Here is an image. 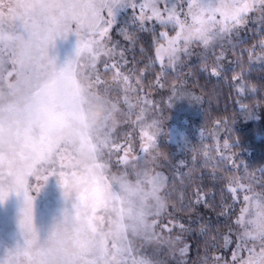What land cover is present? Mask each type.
<instances>
[{"label":"snow or ice","instance_id":"obj_1","mask_svg":"<svg viewBox=\"0 0 264 264\" xmlns=\"http://www.w3.org/2000/svg\"><path fill=\"white\" fill-rule=\"evenodd\" d=\"M118 7L133 10L139 7L140 15H133L132 23L141 28L145 27V20L155 19L162 27L171 25L176 30V35L171 38L165 32L160 33L167 41V47L161 44L157 50L161 63L162 53L174 56L181 43L187 51L193 41L207 45L212 40L227 39L233 30L255 22L250 13L259 12V21L264 25V0H218L214 7L205 6L202 0H186V11L171 0H144L141 3L137 0H0V82L5 73L15 75L14 83L0 87V203L13 192L17 196L23 194L20 228L25 237V246L9 252L4 264H156L154 259L140 253L132 240L126 239L123 245H112L113 251L109 253L106 247L88 238L85 224L90 226L91 219L87 212L94 213L111 199H119L118 192H108L101 184L106 165L96 162V144L82 137L81 149L91 154L92 165L80 170L82 161L75 156L70 166L80 171H72L70 179L66 178L63 156L60 170L55 169L56 156L63 149L58 147V133L71 115L72 106V101L63 96V89L72 79L82 53H88L95 67L98 49L102 46L100 38L107 35L117 20ZM145 9H150L151 16L145 15ZM205 16L209 23L205 22ZM69 34L77 37L76 58L58 68L49 49L55 47L58 38L66 39ZM124 79L126 81L127 77ZM58 101L64 104V112L56 111ZM144 135L148 141L154 139V135ZM102 146L117 150L121 147L111 138L110 131ZM124 153L121 159L128 164V149ZM37 164L51 165L44 180L58 176L65 198L73 189L76 195L75 220H70L65 213L64 222L55 227L43 244L34 228V197L29 195L28 178L34 174ZM137 167L140 165L133 163L125 171ZM159 180L154 176L151 181L157 190ZM260 188L257 195L264 191V184ZM40 190L41 186L34 189L36 193ZM251 199L245 194V206L236 220L239 229L236 250L247 252V256L239 257L237 264H264V201L256 202L255 216L248 218L247 205ZM233 259L237 260L236 252Z\"/></svg>","mask_w":264,"mask_h":264},{"label":"rangeland","instance_id":"obj_2","mask_svg":"<svg viewBox=\"0 0 264 264\" xmlns=\"http://www.w3.org/2000/svg\"><path fill=\"white\" fill-rule=\"evenodd\" d=\"M137 2L141 3L144 0H137ZM171 2L183 7L184 11L187 10L186 0H171ZM202 2L208 7L218 5V0H202ZM160 8L163 9L164 4L160 5ZM135 11L139 16V7ZM123 12L124 8L116 9L117 20L107 35L100 38L102 46L98 51H102L104 46L109 43L112 31L118 26V18ZM104 15L106 16V13ZM145 15H151L150 9H145ZM259 15V12L250 13L249 16L255 22H248L240 26L238 30H233L232 35L227 39L212 40L207 45L193 41L188 45L187 51L183 50L181 43L180 50L171 57L167 53H162L163 63L158 59L159 71L155 76L161 81L159 80L158 87L157 83L153 84L154 87H157L152 91L154 97L145 96L146 89L141 80L142 76L137 71L134 77L133 74L130 79L127 77L129 81H125V79L120 81V78H124L126 75L124 71L119 70V64L113 63L111 59L104 63L105 59L98 56L95 67H93L88 53L81 54L74 68L72 79L63 89V96L72 101V106L71 115L65 119L64 126L58 133V147L63 149L61 154L56 156L55 169L60 170L61 156H63V163L66 165L64 169L67 174L66 178L70 179L72 171L84 170L92 165L91 154L81 149L82 137L98 146V151L95 153L96 162L106 165L102 170L101 184L108 192H118L119 199H111L98 207L94 213L91 210L87 212L91 224L90 226L85 224V231L90 240L99 242L101 247H106L109 253L113 251L112 245H123L126 239L132 240L138 251L148 258L154 259L156 264H177L184 260L186 254L182 248L183 241L181 240L183 227L179 226L180 229H174L175 222L170 221L171 217L165 216L166 178L168 179L169 173L164 166L162 168L157 165L155 139L158 133L163 131V126L169 129L168 137L173 143L181 145L190 137V140L196 142L184 145L183 149L191 152V156L194 155L195 162L201 160L199 150L203 145L199 144L198 139L203 132V127L200 126L203 125L191 123L194 126L189 129L187 128L188 117L181 116L182 112H191V110L193 111L191 113L197 116L201 100L196 92L182 82V75L185 74L182 68L185 64L191 63H196L195 65L198 66L212 63L221 65V61L223 63L226 59L225 57L220 58L222 50L220 52L215 47L224 45L223 50L227 53L228 45L235 46L249 27L264 30V25L259 21ZM180 19H184L183 14L180 15ZM217 19H219L218 15ZM204 20L209 23L207 16L204 17ZM188 22L191 23V20L189 19ZM174 31L175 33L169 38L176 35V30ZM124 36L126 37L125 34ZM76 45L77 37L69 34L66 39L58 38L55 47L49 49V55L55 58L58 68L76 58ZM164 45L167 47V41ZM214 48V52L208 53ZM190 60L195 61L191 62ZM102 65L101 74L106 73L109 84L111 81H120L121 91L98 86L95 79L100 75L99 67ZM190 66L185 70L188 71ZM8 68L11 70V65H8ZM14 82L15 75L7 76L5 73L0 87L6 88L8 83ZM93 104L102 106L104 110L103 119L95 124L90 121L88 114V109ZM55 107L57 112L65 111L62 102L58 101ZM194 109L197 111L195 112ZM163 110L166 111L167 120L161 114ZM262 120L261 114H256L254 110L247 107H244L238 116V123L242 126ZM34 131L38 132V129ZM108 131L111 132V138L121 146L119 150L115 147L106 149L102 146ZM145 133L148 136L154 135V139L148 141ZM206 133L214 139L218 138V134L214 131ZM143 148H147V151H143ZM125 149H128V164H125L121 159L125 155ZM109 151L111 155H109ZM216 151L219 150L216 149ZM180 152L182 153L178 154L176 162H180L179 158L185 154L181 147ZM75 156L82 161L80 170L70 166ZM140 157H144V159L140 160ZM162 162L165 163L160 159V164ZM133 163L140 167L126 172L125 169ZM180 164L182 163L180 162ZM50 167L49 164H37L34 174L28 178L31 189L29 195L34 197L33 224L41 244L47 240L57 225L64 222L65 213L68 214L70 220H75L76 217L75 189L65 198L64 189L59 183L58 176H49L45 181L44 177L49 175L47 170ZM154 176L160 178L157 182L158 190L151 182ZM240 178L237 187L249 189L248 185L246 186L249 178L245 174ZM38 186H41V190L36 193L34 189ZM258 200L264 201V199L255 196L252 199V204L256 206ZM23 204V194L17 196L14 192L0 203V264H4L9 252H15L17 248L25 246L24 233L20 228ZM157 212L159 215H156ZM81 215L83 216L85 213L82 211ZM153 221H155L154 224ZM232 239L234 242L231 244L230 257L226 259L228 262L231 259L233 264H237L239 257L247 256V252L237 251V236ZM233 250L236 252L237 260L233 259Z\"/></svg>","mask_w":264,"mask_h":264},{"label":"trees","instance_id":"obj_3","mask_svg":"<svg viewBox=\"0 0 264 264\" xmlns=\"http://www.w3.org/2000/svg\"><path fill=\"white\" fill-rule=\"evenodd\" d=\"M133 15L138 16V12L131 8L124 9L109 43L102 51H98V56L105 59L104 63L111 59L113 63L119 64V70L124 71L129 79L131 74L134 77L138 72L146 89L145 96L154 97L152 91L161 81L155 78L159 71L157 50L166 43L160 33L165 32L169 37L175 31L171 25L165 28L156 20H145V27L141 28L139 24L132 23ZM262 42L264 30L251 26L235 46L228 45L227 53L223 50L224 45L215 47L220 52L222 50L220 58L226 59L223 63L221 61V65L212 63L198 66L191 63L182 68L185 72L182 82L196 92L201 100L197 116L191 113V109V112L181 113V116L188 117L187 128L191 129L195 124L203 125L200 126L203 132L198 139L199 144L203 145L199 150L201 160L195 162L194 155L183 149L184 145L196 142L190 137L181 145L173 143L168 137L169 129L163 126V131L155 139L157 165L164 166L169 173L166 178L165 216L175 222L174 229L178 230L183 225L181 240L186 255L177 264H233L231 259L232 262L227 259L234 242L232 237L237 236L239 231L236 220L245 206L244 196L248 194L252 199L255 196L264 199V191L257 195L261 184H264ZM215 48L208 53L214 52ZM188 66L190 68L187 71L185 69ZM102 68L103 65L99 67V79H95L98 86L121 91L120 81L124 78L109 84L106 73L101 74ZM154 83H157V87H154ZM244 107L261 114L263 120L247 126L239 125L238 116ZM161 114L167 120L166 111L163 110ZM207 131L216 132L218 138L209 136ZM180 147L185 153L179 158L182 164L176 162L182 153ZM160 159L165 163L160 164ZM243 174L249 178L246 186L251 187L250 191L237 187ZM252 199L247 205L248 218H254L256 213Z\"/></svg>","mask_w":264,"mask_h":264},{"label":"clouds","instance_id":"obj_4","mask_svg":"<svg viewBox=\"0 0 264 264\" xmlns=\"http://www.w3.org/2000/svg\"><path fill=\"white\" fill-rule=\"evenodd\" d=\"M88 114L92 123H99L103 119V107L97 104H93L89 107Z\"/></svg>","mask_w":264,"mask_h":264}]
</instances>
